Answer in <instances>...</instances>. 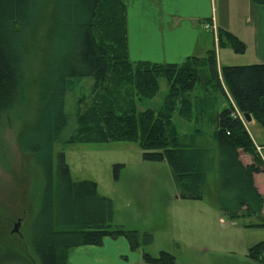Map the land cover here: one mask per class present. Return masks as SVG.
<instances>
[{"label":"trees","instance_id":"trees-1","mask_svg":"<svg viewBox=\"0 0 264 264\" xmlns=\"http://www.w3.org/2000/svg\"><path fill=\"white\" fill-rule=\"evenodd\" d=\"M43 1L0 0V141L12 112L24 100L26 39L38 23ZM54 1L42 113L38 125L21 138L22 148L32 153L44 176L40 209L31 227L38 264H67L73 249L99 246L105 237H124L132 250L153 242L150 231L114 223L112 200L98 192L96 182L73 180L63 152L57 153L54 172V145L63 141L69 121L65 97L83 79L92 80L90 93L76 101L75 127L67 141L136 142L144 160L166 161L181 199H202L207 173L217 168L219 212L230 219L255 216L260 222L247 226L264 227V194L254 182V174L264 172V160L237 114L247 112L264 126V64L222 65L219 73L215 48L181 63L132 61L123 0ZM216 43L218 49L230 47L236 54L246 50L236 34L222 27L216 29ZM160 77L168 85L164 102L157 110L139 111L137 102L157 94ZM211 88H219L229 102L221 111L215 108ZM195 89L203 90L204 98L192 95ZM174 114L212 126L213 145L198 143L201 129L180 133ZM243 153L250 155V163L241 160ZM119 167L114 166L115 176ZM263 250L264 240L248 248V257L264 264ZM142 258L145 264H176L165 250L157 256L144 251Z\"/></svg>","mask_w":264,"mask_h":264},{"label":"rangeland","instance_id":"rangeland-1","mask_svg":"<svg viewBox=\"0 0 264 264\" xmlns=\"http://www.w3.org/2000/svg\"><path fill=\"white\" fill-rule=\"evenodd\" d=\"M214 2L220 13L230 0ZM55 14V1L44 0L37 25L27 34L24 100L12 112V120L1 135L0 264H38L32 247L31 227L40 209L44 176L32 153L22 148L21 138L28 129L38 125L41 117L42 77L48 61ZM216 54L218 66L244 65L246 61V55L236 54L230 47L217 48ZM91 84L92 80L83 79L66 94L65 111L69 121L63 141L54 145V172L57 153L63 152L73 180L96 182L98 192L112 200L114 223L153 234L150 245L134 251L139 255L140 264H145L144 251L157 256L161 250L172 253L176 264H253L249 261L248 248L264 239V227L247 226L260 222L258 217L230 219L219 212L217 168L207 173L202 199H181L166 161L144 160L143 151L136 142L88 144L67 141L75 127L76 101L90 93ZM167 92V81L160 77L157 94L138 101L137 109H159ZM211 93L217 111L228 106L229 102L219 88H211ZM192 95L204 98V91L195 89ZM173 122L180 133L203 130L198 143L213 145V127L204 121L189 122L174 114ZM247 127L264 160V126L249 123ZM247 158L249 161L250 155L243 153L242 159ZM118 164L120 167L115 176L114 166ZM16 223L19 226L14 231Z\"/></svg>","mask_w":264,"mask_h":264},{"label":"crops","instance_id":"crops-1","mask_svg":"<svg viewBox=\"0 0 264 264\" xmlns=\"http://www.w3.org/2000/svg\"><path fill=\"white\" fill-rule=\"evenodd\" d=\"M123 1L128 56L132 61L181 63L189 56L202 57L209 49L217 50L216 29L222 27L246 44V50L241 54L246 55L243 64H264V3L257 5L251 0H230L219 13L213 0ZM221 66H218L219 73ZM227 96L231 100L228 93ZM249 123L254 125L256 122L253 118L245 122L247 130ZM259 153L262 156L261 150ZM242 155L240 158L244 163L251 162V157L249 161L248 158L243 160ZM254 182L258 191L264 194V172L255 173ZM134 251L124 237H105L99 246L73 249L67 264H140L139 255ZM249 261L258 264L250 258Z\"/></svg>","mask_w":264,"mask_h":264},{"label":"water","instance_id":"water-1","mask_svg":"<svg viewBox=\"0 0 264 264\" xmlns=\"http://www.w3.org/2000/svg\"><path fill=\"white\" fill-rule=\"evenodd\" d=\"M243 116H244L246 122H249L252 119V116L247 112L243 113ZM18 226H19V223H16L14 226V231L18 230Z\"/></svg>","mask_w":264,"mask_h":264},{"label":"built area","instance_id":"built-area-1","mask_svg":"<svg viewBox=\"0 0 264 264\" xmlns=\"http://www.w3.org/2000/svg\"><path fill=\"white\" fill-rule=\"evenodd\" d=\"M210 26H211V25H210ZM210 26L207 25V27H210ZM213 29H214V27H213ZM237 114H238V117L240 118V120H241L243 123H245L246 121H245V118H244L243 114H241V113H237ZM257 150L259 151V150H260V147H257ZM262 256L264 257V250H263V252H262Z\"/></svg>","mask_w":264,"mask_h":264}]
</instances>
